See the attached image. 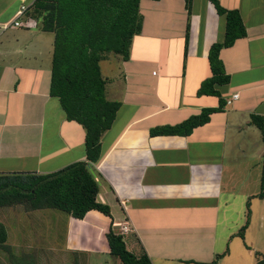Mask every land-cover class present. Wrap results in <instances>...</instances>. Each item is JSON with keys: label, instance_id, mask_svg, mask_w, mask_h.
Segmentation results:
<instances>
[{"label": "crops", "instance_id": "obj_1", "mask_svg": "<svg viewBox=\"0 0 264 264\" xmlns=\"http://www.w3.org/2000/svg\"><path fill=\"white\" fill-rule=\"evenodd\" d=\"M33 2L0 0V26L20 24L0 30V176L47 174L85 159L84 130L49 95L53 36L26 16ZM219 3L238 10L246 31L219 52L230 78L216 88L221 112L186 137L150 136L155 127L218 106L216 97L196 92L211 77L208 52L223 40L225 23L208 0H140L141 32L128 60L100 63L101 74L103 65L112 72L102 74L106 99L121 104L94 167L97 201L109 207L110 218L94 211L82 220L54 214V226H75V237L104 243L109 252L106 231L112 224L118 233L126 221L127 249L145 253L151 264H256L257 238L248 235L262 222L254 208L264 198L249 199L259 192L264 143L251 117L264 120V0ZM21 6L27 9L18 16ZM247 202L249 225L236 254Z\"/></svg>", "mask_w": 264, "mask_h": 264}, {"label": "trees", "instance_id": "obj_2", "mask_svg": "<svg viewBox=\"0 0 264 264\" xmlns=\"http://www.w3.org/2000/svg\"><path fill=\"white\" fill-rule=\"evenodd\" d=\"M185 1L186 5L190 4V0ZM208 1L224 20V37L209 49L211 77L201 82L196 95L216 97L218 106L203 109L177 125L155 127L149 131L151 137H186L224 107L216 88L227 85L230 78L224 73L219 52L245 37L246 31L238 10L223 8L219 0ZM139 5L140 0H34L30 5L26 16L36 21L42 32L53 36L49 95L58 100L66 120L84 130L85 159L52 173L0 176V208L23 205L27 210L52 209L76 220L94 211L110 218L109 207L97 201L99 175L94 167L103 156L102 136L111 128L121 104L106 99V80L100 63L111 55L128 60L132 39L141 32ZM187 37L186 31L185 45ZM251 121L264 143L263 118L252 115ZM256 198H264V153ZM246 208V222L237 233L241 240L249 225L248 202ZM7 239L6 228L0 223V251L11 264H32L23 257L13 256ZM105 240L109 254L120 264H151L145 253L135 255L127 249L112 224ZM255 258L256 264H264L262 254L255 253Z\"/></svg>", "mask_w": 264, "mask_h": 264}, {"label": "rangeland", "instance_id": "obj_3", "mask_svg": "<svg viewBox=\"0 0 264 264\" xmlns=\"http://www.w3.org/2000/svg\"><path fill=\"white\" fill-rule=\"evenodd\" d=\"M111 58H113V55L107 59ZM108 69L109 66L108 68L106 65L102 66V74L106 77L112 75V72L106 74ZM255 186H257L256 180L255 185L250 183L249 191H255L257 189H255ZM254 200L260 199H257L256 196L249 199L250 202ZM255 203L257 204H255L254 213L262 216V222L260 226H254V233L252 231L249 233L248 241L256 237L257 248L255 250L264 254V236L262 239L264 205L260 206L258 202ZM244 207L246 208V205ZM258 207L259 209L255 211ZM54 214L66 216L64 213L52 209L31 213L23 205L0 208V222L5 225L11 254L17 258L23 257L32 264H120L116 257L111 256L106 251L104 243L75 237L74 234L77 232L73 229L75 226L70 229H64L60 224L54 226L52 224ZM71 229L73 235L69 236ZM92 229L98 231V229ZM236 237L239 239L234 242L232 249L235 248L233 252L239 254L238 250L243 247L241 246V238ZM127 242L128 239H126ZM255 253H253L254 258ZM6 257L0 254V264H11L8 257Z\"/></svg>", "mask_w": 264, "mask_h": 264}, {"label": "built area", "instance_id": "obj_4", "mask_svg": "<svg viewBox=\"0 0 264 264\" xmlns=\"http://www.w3.org/2000/svg\"><path fill=\"white\" fill-rule=\"evenodd\" d=\"M26 9H27V7L21 6L17 15L18 16L22 15L26 11ZM11 23H6V24L1 25L0 30L8 29L10 27ZM12 24L15 27H18L20 25L19 22H13ZM235 98H237V95L232 96V100H234ZM227 104H230V102L228 101ZM130 231H131L130 225L125 221L120 225V227L118 229V234L121 236H124V235L128 234Z\"/></svg>", "mask_w": 264, "mask_h": 264}]
</instances>
